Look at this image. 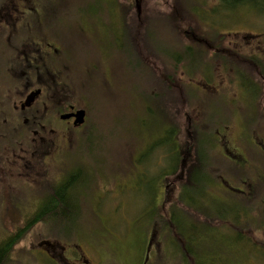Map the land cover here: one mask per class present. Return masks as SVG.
<instances>
[{"label": "rangeland", "instance_id": "obj_1", "mask_svg": "<svg viewBox=\"0 0 264 264\" xmlns=\"http://www.w3.org/2000/svg\"><path fill=\"white\" fill-rule=\"evenodd\" d=\"M114 1L117 8L112 0H33L29 6L36 14L46 13L44 25L35 19L31 29L43 32L49 44L45 50L60 57L67 84L63 97L72 96L88 119L76 139L45 132L0 139V242L24 233L11 248L12 264L28 263V255L45 239L73 246L68 248L76 253L75 264H81L79 245L87 254L94 252L91 248L101 258L107 254L111 264H126L131 252L141 262L153 231L152 240L163 248L169 236L162 235L158 221L168 220L187 165L185 159L176 176L162 181L169 146L155 148L160 139L171 141L169 135L156 137L165 127L174 129L183 149L185 130L196 139L189 153L192 159L199 152L201 162L190 178L193 183L198 175L199 181L186 185L184 197L221 222L200 227L205 232L200 251L223 256L229 245L241 251L229 254L227 264H264V156L249 132L262 133L253 104L264 102L263 90L257 88V100L244 81L242 88L234 85L235 70L260 81L246 56H264L263 48H255L264 47V0H233L231 5L223 0H140L139 8L136 0ZM6 51L0 47V55ZM51 61L44 65L54 68ZM186 62L195 73L186 70ZM201 79L213 86L200 85ZM207 88L213 91L201 90ZM22 95L8 93L6 99L18 105ZM223 146L237 170L217 158ZM213 167L225 178L209 188L207 170ZM68 183L71 189L64 196L71 198V207L62 210L57 204L48 211L50 197ZM44 211L45 223L26 227L32 221L28 217ZM187 220L198 222L196 216ZM236 220L243 222L237 229L240 241L229 228ZM179 251L166 246L158 256L162 264H188Z\"/></svg>", "mask_w": 264, "mask_h": 264}, {"label": "flooded vegetation", "instance_id": "obj_2", "mask_svg": "<svg viewBox=\"0 0 264 264\" xmlns=\"http://www.w3.org/2000/svg\"><path fill=\"white\" fill-rule=\"evenodd\" d=\"M41 1H43L44 4L45 0ZM137 1L138 0H136V2ZM31 2L34 3L33 0H2V3H0V47L7 48L6 53L4 55H0V139H27L30 133L38 135L43 134V132H45L46 135L48 133L62 134L59 135V138L62 139H76V131H81L85 128L84 126L86 125L88 119V113L86 109H78L75 107V104L72 103V96L68 95L66 98L63 97L66 92L63 86L65 85L66 87L67 84L62 77L61 65H58L60 57L58 56L57 59L54 53L51 54L45 50V47L48 48L49 44L47 43V39L43 32L40 30L32 31L31 29L32 22L35 19L39 21V24L41 22L44 25V15L46 13L40 10V12L36 14L34 7H29ZM75 23L76 20L74 19L72 25L74 26ZM22 32H31V34L24 39H12L14 35L18 36ZM192 42L194 44H204L207 47L208 44H210L209 41L205 42L194 40ZM36 46L38 48H35ZM198 46L200 47V45ZM255 48L264 49L262 45L256 46ZM25 52L27 54H25ZM246 57H249L248 61L250 65L256 69L258 76L257 79L260 80L257 81L254 79L256 86H250V81L246 82V90H251L256 95H259V90H257V88H262V95L264 96V56ZM50 58L52 60V64H54L53 67L55 66L54 68L44 65L46 63L45 61H48ZM220 58L224 59L222 56H220ZM256 58L261 59L262 62L257 63L255 61ZM186 64V70L190 72L188 62H186ZM197 65L200 66V62H197ZM199 69L200 67L198 70ZM259 72H261L263 76ZM199 84L213 86L212 83L210 84L202 79ZM258 84L259 87H257ZM234 85H238V88H242L243 81L241 83V81L236 78ZM201 90L208 92L213 91L212 88ZM36 91H39L40 94L34 99L33 103L29 107H25L24 102L28 95ZM13 92H22L23 94V98L21 97L22 101H20L18 105L15 103L16 101L11 102L6 99L7 94ZM253 106L254 115L258 117V123L261 125L262 122V133L258 134L253 129H250V139L252 140V143L255 142V146L259 148L260 155L264 156V102L262 104L255 103ZM79 110H83L85 112L84 123L80 126H75V119L70 115ZM165 111L170 113L171 106L169 105L166 107ZM64 116L70 118L63 119ZM55 121H58L59 123L56 124ZM56 129H60V131H56ZM185 131L186 132L183 138L188 140L185 149H183L182 146H179L176 139H174L175 134L172 127H170V130L165 127L163 135L160 133L156 136L157 139L160 137H166L167 135L172 136L171 141L167 138L160 139L159 144H164L165 147L169 146V152H165V156L168 158L172 155V144L175 141L176 144L174 149L180 154L181 168H183L185 164V159L187 160L186 167L188 166V160L191 159L189 152L191 150L195 151V146L198 145V143H194L193 140L195 139H190V136L188 137V131ZM13 132H15L14 135L12 134ZM163 148L164 147L161 149ZM225 149L226 147L223 146L222 153L224 158L230 165H237V162H235L231 154ZM197 155L198 153H196V156ZM245 160L248 164L247 156L245 157ZM161 177L164 182V180H167L169 176L163 178L162 174ZM223 179V177L220 178V185L224 182ZM44 213L45 211L41 212L40 215L36 217H34V215L33 217L30 216L27 220L32 218V221L37 220L36 223H45L46 219L43 216ZM152 233H154V231ZM152 233L147 242L145 251L140 255L141 262L140 257L138 258L136 253L131 252L127 256L128 261L126 264H162L161 256L159 257L158 253L163 252L164 247H158L159 245L156 244V240H152L154 235ZM70 235H75V232ZM7 237H11V234L7 235L6 238L0 242V248L3 249V246L6 248L4 249L5 253L2 251L3 256L0 258V264H12V259L10 257L12 253L11 248L13 247L11 246L12 238L10 239ZM261 245L264 248V244ZM68 247L73 246L70 244L66 245L64 243L60 244L59 240L56 239L42 240L38 244V248L33 250L32 253L28 255V263L22 264H34L32 262H36L35 264H75L74 256L76 253ZM78 248L81 256V264H111L108 262L109 258L107 254L104 255L103 258L99 256L100 251L98 249L91 248V251L93 250L94 252L87 254L81 245H79Z\"/></svg>", "mask_w": 264, "mask_h": 264}, {"label": "trees", "instance_id": "obj_3", "mask_svg": "<svg viewBox=\"0 0 264 264\" xmlns=\"http://www.w3.org/2000/svg\"><path fill=\"white\" fill-rule=\"evenodd\" d=\"M223 1H225L224 4H226V5H231V3L233 2V0H223ZM112 3H113V8L114 7L117 8V4L114 0H112ZM112 3H111V5H112ZM139 4H140V0H138L136 2L137 8H139V6H138ZM141 8H142V6H141ZM196 9H198V8H196ZM174 16L176 17L177 15L175 14ZM175 23H177V22H175ZM176 58H178V57H176ZM174 60H175V58H174ZM142 62L144 64H146L144 61H142ZM146 68H148V67H146ZM259 73L262 75L261 72H259ZM234 75H236V78L239 79L241 81V83H242V81H244L245 83L250 81L251 82L250 86L251 85L256 86L254 79H252V77L247 75L245 72L235 70ZM257 87H259V84L257 85ZM67 96L68 95H65V97H67ZM256 96H257V100H258L259 95H256ZM16 140H19V139H16ZM193 141L195 144L197 143L196 139ZM175 144L176 143L174 141V143L172 144V155L168 158L166 156V158H165L166 161L164 162L165 163V167H164L165 170L163 171V178L167 177V176H169V177L170 176L171 177L176 176L177 171L180 167L181 157H179L180 154L177 152V150L174 149ZM162 147H165L164 144H159V142H158V143H156L155 149L162 148ZM196 150H197V148H196ZM217 155H218L217 158L220 159L222 162H228L223 156H220V153ZM193 157H192V159L188 160L189 166L186 167V171H185V175H184L186 180L183 182L184 185L179 188V193H178L179 198L176 199L175 204H173L171 207L172 210L168 214L169 219L168 220L163 219L162 221H158L159 225L156 224L157 226H159L158 228L161 230L162 235L165 233V235L167 234V236H169V238L168 237L165 238L166 243H161V244L164 247L167 246L169 248L174 247V248L178 249V247H179V249L181 251V252L180 251L179 252H180L182 259L185 260L188 264H207V263H203L204 259H206V258H210V262H212L213 264H214L213 260L218 264H221V262L223 260H225L224 264H227L228 262H231L230 260H228L227 256L229 254H232V255L237 254L236 252H239L241 250L238 249L237 251H235L232 249L231 246L227 245L226 250L221 251L224 253V255L222 256L219 252L209 253L206 251H200V249H199V247H200L199 244L203 243V240H205V239H203V233H205V232H203V230L200 229V227H202L204 225H208L210 228L211 227L215 228L216 226H214V223L217 224V226H219L221 224V222H220V219L217 217L214 219L211 216L206 215L200 207L195 205V202L193 200H191L190 198L184 197V190H185L186 185H188V186L197 185L198 181H199V178L197 175L196 181L194 178L193 183H191L190 177L192 175V170L194 171V166L200 167V162H201L199 152H198V155L196 157H194V158ZM231 166H233L237 170V167H236L237 165L231 164ZM207 173L211 174V178H210L209 183H208L209 185L207 186L209 188H210L211 184H217L218 185L221 177L225 178L224 176L220 175V172L214 167L211 168L210 170H207ZM200 175L203 176V174H200ZM201 176H199V177L201 178ZM244 180H245V178L240 183L243 184ZM72 183H73V181L71 180V184ZM69 184L70 183L64 185V187L61 190L56 191L54 193V196L52 195L50 197L52 204H51V207L48 209V211L52 212V210L55 208V206L57 204L59 205V207L62 210H64V208L71 207V205H72L71 198L66 199L64 196V194L68 190L71 189V188L69 189ZM231 185L233 187H236L235 185H237V184L232 182ZM188 210H189V212H188ZM188 213H191V214H188ZM63 214H66V213L62 212V215ZM154 215L155 214H153V216ZM189 215L190 216H196L198 222L187 220L190 218ZM162 216H163V214L161 213V217ZM210 220H213V222H211ZM36 222H37V220L30 221V222L26 223V227L31 226V225L35 224ZM232 222H234V221H232ZM233 224H235V227L233 226ZM242 224H243L242 221L236 220V222L232 223L231 226L229 227L230 230L233 231V235L237 236L239 238V241L242 240L243 237H242V235L239 234V232H241V230H238V233H237V229L239 227H241ZM170 232L172 233V236H170L171 235ZM23 234L24 233H20L17 236L13 237L11 240V243H12L11 246H14L15 244H17L16 242L20 239V237L23 236ZM243 242L245 243L246 241H243ZM245 245H246V243H245ZM243 247H244V244H243ZM243 247H242V249H243ZM2 248L3 249L0 248V258H1V256H3L2 251L4 252V249H6L5 246H3ZM1 253H2V255H1ZM210 262L208 264H212Z\"/></svg>", "mask_w": 264, "mask_h": 264}, {"label": "water", "instance_id": "obj_4", "mask_svg": "<svg viewBox=\"0 0 264 264\" xmlns=\"http://www.w3.org/2000/svg\"><path fill=\"white\" fill-rule=\"evenodd\" d=\"M40 94L39 91H36L34 93H31L30 95H28V97L26 98L25 102H24V106L25 107H29L34 99ZM68 116V115H67ZM67 116H64V118H70V117H67ZM71 117H73L75 119V123L74 125L75 126H80L84 123V116H85V112L83 110H79L77 111L76 113L70 115Z\"/></svg>", "mask_w": 264, "mask_h": 264}, {"label": "bare ground", "instance_id": "obj_5", "mask_svg": "<svg viewBox=\"0 0 264 264\" xmlns=\"http://www.w3.org/2000/svg\"><path fill=\"white\" fill-rule=\"evenodd\" d=\"M193 52H195L193 49H189V52L188 53H193ZM255 61L257 62V63H261L262 62V60L261 59H255ZM169 62H167L166 64H168ZM252 77V76H251ZM252 79H254V78H252ZM79 238H77V240H78ZM145 249L146 248H144V250H143V252L145 251Z\"/></svg>", "mask_w": 264, "mask_h": 264}]
</instances>
